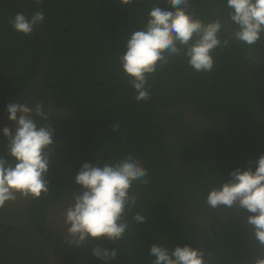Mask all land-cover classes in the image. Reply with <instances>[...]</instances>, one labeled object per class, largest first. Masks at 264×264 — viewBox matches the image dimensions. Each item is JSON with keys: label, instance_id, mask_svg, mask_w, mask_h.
I'll use <instances>...</instances> for the list:
<instances>
[{"label": "trees", "instance_id": "obj_1", "mask_svg": "<svg viewBox=\"0 0 264 264\" xmlns=\"http://www.w3.org/2000/svg\"><path fill=\"white\" fill-rule=\"evenodd\" d=\"M25 2L32 13H44V25L50 36L52 62L40 104L44 106L45 112L51 114L49 122L54 129V142L55 134L71 136L72 139H68L69 146H64L66 150L63 151L68 155L75 153L79 156L85 150L96 158L92 160L89 155H80L85 163L91 164L114 162L131 152L149 170L150 183L134 185L139 201L128 214L131 219L142 210L147 219L134 224V230L130 229L117 242L103 238L89 240L90 264H106L92 255V249L97 246L117 248V258L107 264H152L155 257L149 252L154 243L169 249L189 245L205 252L210 251L211 264H254V260L261 256L259 253L264 255V248L255 240V234L251 235L252 243L247 240L249 225L244 223V216H239L238 222L235 220L224 225L225 231L213 230L212 236L202 242L201 235L187 218L185 193L195 194V187L203 185V177L217 176V168L208 163L177 168L173 164L172 152L174 148L184 149L186 155L183 159L192 162L215 150L200 151L199 143L208 139L210 134L197 133L199 142L193 143L188 136L191 129L183 123H179V136L174 142L169 131L172 122L169 121L170 113L166 112L176 108L173 113L178 117L186 109V105L180 106V102L189 97L204 115H231L235 121L230 126L236 137L253 131L257 133V125L264 123V114L255 94L252 68L247 70L246 66V59L251 65L257 46L248 48L235 39L230 40L228 46L217 48L213 53L214 67L211 72H196L189 67L187 58L177 57L162 70L149 75L151 98L137 102L134 89L121 71L119 57L125 51L130 34L143 28L153 4L162 9L171 8L166 0H133L127 5L121 4L120 0H43L42 4H36L35 0ZM190 2L191 10L205 22L217 17L221 19L219 14L229 11L226 0ZM16 13L7 0H0V113L35 77L41 64L42 49L36 32L24 36L9 23V18ZM222 23L221 37L226 39L230 33L225 28V21ZM63 109L69 111L67 118L57 113L54 115ZM36 120L43 123L39 117ZM241 121L248 124L239 123ZM115 123L119 124L116 132L112 128ZM173 123L174 126L178 125ZM65 129H68L67 133ZM262 133L264 137V130ZM243 140L254 147L256 159L253 164L256 165L255 161L264 151H258L254 146L257 141L248 136L245 135ZM6 147L0 149V155L7 154ZM217 151L220 175L227 164ZM65 161L76 167L72 174L75 179L80 167L71 156ZM46 179L50 192L40 199H31L29 217L38 224L43 234H50L47 238L66 256L61 237L53 228L43 224L47 206L65 195L63 174L54 160H50ZM221 181L218 178L214 182ZM190 182L193 184L189 186ZM194 201L200 204L198 198ZM213 222L219 223L218 216ZM6 229L0 225V244L4 241L1 237L10 236L14 230L22 238L24 247L27 246L26 242H30L32 248L39 250L40 258L45 259L40 246L27 233L18 228H8L5 232ZM0 259L3 261L2 253ZM67 260L69 264H75L73 258Z\"/></svg>", "mask_w": 264, "mask_h": 264}, {"label": "clouds", "instance_id": "obj_2", "mask_svg": "<svg viewBox=\"0 0 264 264\" xmlns=\"http://www.w3.org/2000/svg\"><path fill=\"white\" fill-rule=\"evenodd\" d=\"M120 2L127 5L133 0ZM166 2L170 9L152 5L143 28L130 34L125 51L119 57L121 71L134 89L137 102L151 98L149 75L162 70L177 57L187 58L189 67L196 72H211L213 53L217 48L228 46L230 40L235 39L248 48L264 41V0H226L228 16L235 26L226 39L221 37L220 18L205 22L191 10L190 0ZM35 3L42 4L43 0H35ZM44 21L42 11L32 13L30 20L20 12L9 18L13 29L24 36L32 35L34 27L44 25ZM7 112L9 120L17 127L14 135L8 127L3 128L9 142L7 154L0 155V210L17 199H40L49 194L46 176L54 145L51 114L45 112L42 104L36 106L35 115L43 123L31 119L33 110L26 103H9ZM112 128L116 132L119 124H113ZM255 164V171L251 167L233 170L229 180L210 189L206 203L211 209H245L251 213L244 223L253 226L255 240L264 248V154ZM75 183L82 186L83 191L74 193L72 204L60 213L66 227L64 242L67 246H80L101 238L117 242L130 229L134 230V224L147 219L142 210L128 218L139 201L134 185L150 183L149 170L133 153L95 166L84 163ZM192 219L189 217L190 223ZM149 254L155 257L152 264H211L212 257L210 251L189 245L169 249L159 243L151 246ZM92 255L107 264L117 258V248L97 246L92 249ZM260 255L254 264H264V255Z\"/></svg>", "mask_w": 264, "mask_h": 264}, {"label": "flooded vegetation", "instance_id": "obj_3", "mask_svg": "<svg viewBox=\"0 0 264 264\" xmlns=\"http://www.w3.org/2000/svg\"><path fill=\"white\" fill-rule=\"evenodd\" d=\"M223 11H219L221 13ZM221 17V21H225V28L229 33H232L235 30V26L233 22L230 20L228 13H221L219 14ZM232 23V26H231ZM246 66L247 70L252 68V61L251 65L249 63V59H246ZM181 105H186V109L181 111V114L178 117L174 116V111L176 108L172 110H168L166 112L170 113L169 121L170 128L169 131L171 132L172 139L174 142H177L176 137L179 136L180 126L179 123H183L184 125L189 126L191 131H189L188 136L191 138L193 143L199 142V137L196 135L208 133L210 134L208 139H204L199 143V150H209L214 149L215 152L211 151L210 153L205 154L204 156L199 157L197 160L192 162H186L183 158L186 155L184 149L174 148L172 152V157L174 159L173 164L175 167L179 168H186L190 164H201V163H208L211 167L217 168V176L208 175L203 177V185H197L195 187V194L185 193V199L187 201V209L186 214L187 217H191L192 223L197 229L198 233L201 235L202 242H206L210 236L213 234V230L217 231H225L223 230L231 221L238 222L240 219H237L239 216H244L247 220L248 216L251 213H248L245 209H238V210H231V209H211L208 208L206 203V196L212 187H218L220 185L219 182H214L216 180L227 181L230 176V173L237 169L241 168L242 170H247L249 167L255 171L256 165L253 164V161L256 159V155L254 153V147L250 145L248 142L243 140L244 136H248L250 139L257 141L254 143V146L258 148V151H264V143L262 142L264 137L262 136V130H264V123L260 122L257 127L256 131L248 134H241L239 137H236L233 131V127L230 125L234 123L235 119L231 116L226 114L225 116H207L199 112V110L194 105V102L187 97L186 99L180 102ZM179 106V105H178ZM65 112V113H63ZM56 113L60 116H69L68 109H63L61 111H56ZM256 118V116L254 117ZM173 122L177 123V126H174ZM244 125L248 123L246 121H241ZM68 129H65L67 133ZM57 138V141H56ZM68 139H72V137L61 136L59 134H55V142L52 146V152L50 156V160H54L55 163L59 165V168L62 171L63 179H64V197L61 199H56L52 201L47 206L46 217L44 221V225L53 228L56 233L61 237L62 245L66 251V256L57 249V247L48 239L50 234H43L46 239L51 242V244L61 252L63 257L65 258L67 264H69L68 258H73L75 264H90V252H89V245L88 241L84 242L80 246H67L64 242V237L66 234V227L63 222V217L60 215L63 209H66L72 204V196L74 193L82 192V186L75 183V179L73 177V173L76 171V167L68 164L65 160L68 159V156L73 159L77 165L82 167L85 163V160L82 159L80 155H89L91 154L85 150L79 156H76L75 153L68 155L67 152L63 151L66 150L64 146L68 147L69 142ZM60 145H63L59 151H56ZM210 145H213L210 146ZM216 150L220 152V155L225 159L227 166H223L221 173L220 171V159L219 153L216 155ZM217 151V152H218ZM89 159H96L94 156H91ZM251 162V163H250ZM93 166L97 165L96 163H92ZM215 180H214V179ZM227 179V180H225ZM214 180V181H213ZM193 182L189 183V186L192 185ZM200 200V204L195 203L194 200ZM31 199H17L13 203H8L6 207L0 210V217L8 216V215H20L28 218L30 220V209H31ZM202 208H205L203 210ZM219 210V212H218ZM201 211V213H200ZM215 213H220L215 215ZM218 216L219 223L215 224L213 219ZM236 218V219H234ZM31 221V220H30ZM32 222V221H31ZM34 223V222H33ZM38 226L37 223H34ZM39 227V226H38ZM5 232L8 228H17V227H7L6 226ZM248 230L246 232L247 240L251 242L252 236L254 234L253 226H247ZM20 229V228H18ZM23 231L22 229H20ZM25 232V231H23ZM27 233V232H25ZM28 234V233H27ZM29 235V234H28ZM30 236V235H29ZM2 236L1 238L4 240L0 244V253H2L3 261L0 259V264H47L46 257L45 259H41L39 256V250L36 248H32L30 242H26V247L24 244L21 243V237L18 235L17 232L12 230V233ZM18 237V238H17ZM31 237V236H30ZM48 237V238H47ZM32 239V238H31ZM35 241V240H34ZM36 242V241H35ZM37 243V242H36ZM38 244V243H37ZM39 245V244H38ZM60 245V246H62ZM40 246V245H39ZM70 247V248H69ZM41 248V247H40ZM42 249V248H41ZM257 254L259 253L257 249H253ZM43 251V250H42ZM44 253V252H43ZM45 254V253H44Z\"/></svg>", "mask_w": 264, "mask_h": 264}, {"label": "water", "instance_id": "obj_4", "mask_svg": "<svg viewBox=\"0 0 264 264\" xmlns=\"http://www.w3.org/2000/svg\"><path fill=\"white\" fill-rule=\"evenodd\" d=\"M12 7L20 13H23L29 20L32 16V11L28 7L25 0H7ZM34 31L38 35L41 43V64L35 77L23 87L9 102L24 104L33 110L31 119L38 118L35 115V108L40 103V98L43 93L44 86L50 74L52 62V46L50 36L45 25H36ZM257 59V61H256ZM252 75L256 97L259 101L260 108L264 114V41L257 46L252 60ZM7 104V105H8ZM7 105L0 113V149L8 145V139L3 135V128L8 127L13 135L16 131V123L9 120ZM19 113L17 116L19 117ZM188 218V217H187ZM0 225L7 227H17L27 232L33 240H35L43 252L45 253L47 264H66L63 256L56 248L44 237L38 226L31 222L28 218L20 215H8L0 217ZM260 254V253H259Z\"/></svg>", "mask_w": 264, "mask_h": 264}, {"label": "bare ground", "instance_id": "obj_5", "mask_svg": "<svg viewBox=\"0 0 264 264\" xmlns=\"http://www.w3.org/2000/svg\"><path fill=\"white\" fill-rule=\"evenodd\" d=\"M49 33V32H48ZM45 87V86H44ZM44 90V89H43ZM39 228V227H38ZM39 230H40V228H39ZM41 231V230H40ZM42 232V231H41ZM43 234V233H42ZM45 237V236H44ZM46 238V237H45ZM51 243V242H50ZM57 250V249H56ZM58 251V250H57ZM60 254H61V252L60 251H58ZM62 255V254H61ZM63 256V255H62ZM64 258V257H63ZM64 260H65V258H64ZM65 262H66V260H65ZM66 264H67V262H66Z\"/></svg>", "mask_w": 264, "mask_h": 264}]
</instances>
